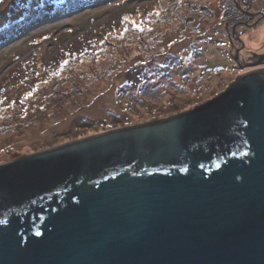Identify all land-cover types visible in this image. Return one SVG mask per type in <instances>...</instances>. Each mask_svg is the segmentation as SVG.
Returning a JSON list of instances; mask_svg holds the SVG:
<instances>
[{"label": "water", "instance_id": "water-1", "mask_svg": "<svg viewBox=\"0 0 264 264\" xmlns=\"http://www.w3.org/2000/svg\"><path fill=\"white\" fill-rule=\"evenodd\" d=\"M0 264H264V67L183 112L0 162Z\"/></svg>", "mask_w": 264, "mask_h": 264}, {"label": "rangeland", "instance_id": "rangeland-1", "mask_svg": "<svg viewBox=\"0 0 264 264\" xmlns=\"http://www.w3.org/2000/svg\"><path fill=\"white\" fill-rule=\"evenodd\" d=\"M263 27L264 0H2L0 162L213 98Z\"/></svg>", "mask_w": 264, "mask_h": 264}, {"label": "bare ground", "instance_id": "bare-ground-1", "mask_svg": "<svg viewBox=\"0 0 264 264\" xmlns=\"http://www.w3.org/2000/svg\"><path fill=\"white\" fill-rule=\"evenodd\" d=\"M255 40L258 42H260L261 40L264 39V27L257 33V35H255ZM253 43V42H252ZM253 45H257V44H253Z\"/></svg>", "mask_w": 264, "mask_h": 264}, {"label": "snow or ice", "instance_id": "snow-or-ice-1", "mask_svg": "<svg viewBox=\"0 0 264 264\" xmlns=\"http://www.w3.org/2000/svg\"><path fill=\"white\" fill-rule=\"evenodd\" d=\"M0 2H2V0H0ZM125 19L127 20V17H125ZM131 23L133 24V26H135L137 28V30L143 31L142 22L141 23H137L136 21H132ZM127 30L128 29H125V31H127Z\"/></svg>", "mask_w": 264, "mask_h": 264}, {"label": "trees", "instance_id": "trees-1", "mask_svg": "<svg viewBox=\"0 0 264 264\" xmlns=\"http://www.w3.org/2000/svg\"><path fill=\"white\" fill-rule=\"evenodd\" d=\"M247 2V1H246ZM237 6V5H236ZM240 8V7H239ZM135 71H137V69H135Z\"/></svg>", "mask_w": 264, "mask_h": 264}]
</instances>
